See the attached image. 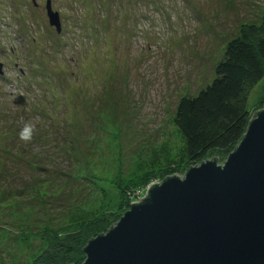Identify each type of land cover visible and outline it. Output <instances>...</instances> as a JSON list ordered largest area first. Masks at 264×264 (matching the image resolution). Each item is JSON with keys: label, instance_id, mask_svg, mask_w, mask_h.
<instances>
[{"label": "rangeland", "instance_id": "rangeland-1", "mask_svg": "<svg viewBox=\"0 0 264 264\" xmlns=\"http://www.w3.org/2000/svg\"><path fill=\"white\" fill-rule=\"evenodd\" d=\"M49 1L59 33L46 0H0V264H32L43 231L79 217L118 222L129 207L114 180L136 167L183 177L175 107L264 15V0Z\"/></svg>", "mask_w": 264, "mask_h": 264}, {"label": "water", "instance_id": "water-1", "mask_svg": "<svg viewBox=\"0 0 264 264\" xmlns=\"http://www.w3.org/2000/svg\"><path fill=\"white\" fill-rule=\"evenodd\" d=\"M45 11L59 33L49 0ZM109 228L81 264H264V107L222 162L154 183Z\"/></svg>", "mask_w": 264, "mask_h": 264}, {"label": "trees", "instance_id": "trees-1", "mask_svg": "<svg viewBox=\"0 0 264 264\" xmlns=\"http://www.w3.org/2000/svg\"><path fill=\"white\" fill-rule=\"evenodd\" d=\"M263 79L264 15L258 26L243 25L238 36L227 43L223 58L215 68L214 80L194 98L182 97L175 107L173 123L184 140L189 167L209 158L220 163L239 143L251 119L248 99ZM255 95L259 97L253 110L256 113L264 106V83ZM167 167L171 168L163 170L155 164L140 166L126 178L114 180L126 194L127 208L136 200L133 197L136 191H143L153 181L160 182L183 172L177 171L172 163ZM106 225L99 216H84L76 219L74 230L64 231L61 236L54 231H43L46 248L32 264H81L85 258L84 246L108 231L110 228Z\"/></svg>", "mask_w": 264, "mask_h": 264}, {"label": "built area", "instance_id": "built-area-1", "mask_svg": "<svg viewBox=\"0 0 264 264\" xmlns=\"http://www.w3.org/2000/svg\"><path fill=\"white\" fill-rule=\"evenodd\" d=\"M154 183H157V182L153 181L150 184H148L143 191H139L140 193L138 194V196H136V200H134V201L137 202L140 199H142L146 195V193H147L148 189L150 188V186H152ZM142 195H143V197H142Z\"/></svg>", "mask_w": 264, "mask_h": 264}, {"label": "clouds", "instance_id": "clouds-1", "mask_svg": "<svg viewBox=\"0 0 264 264\" xmlns=\"http://www.w3.org/2000/svg\"><path fill=\"white\" fill-rule=\"evenodd\" d=\"M29 130H28V127L26 126L25 129L21 132L20 134V138L23 139V140H27V139H30V135H26L25 133H27Z\"/></svg>", "mask_w": 264, "mask_h": 264}]
</instances>
